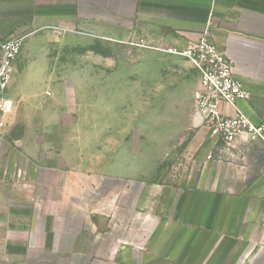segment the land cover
Masks as SVG:
<instances>
[{
    "label": "crops",
    "instance_id": "obj_1",
    "mask_svg": "<svg viewBox=\"0 0 264 264\" xmlns=\"http://www.w3.org/2000/svg\"><path fill=\"white\" fill-rule=\"evenodd\" d=\"M204 31L250 93L222 110L264 122V0H0V40H118L121 97L164 106L160 120H118L92 73L66 90L49 84L66 76L47 56L16 63L0 139V264H264V143L240 137L228 149L213 137L198 71L159 49ZM176 145L179 166L162 181L158 164Z\"/></svg>",
    "mask_w": 264,
    "mask_h": 264
},
{
    "label": "built area",
    "instance_id": "obj_2",
    "mask_svg": "<svg viewBox=\"0 0 264 264\" xmlns=\"http://www.w3.org/2000/svg\"><path fill=\"white\" fill-rule=\"evenodd\" d=\"M27 36L19 33L0 40V139L6 127L5 114L12 107V103L5 100V94ZM159 49L190 61L198 71L200 86L196 103L202 123L213 137L228 149L234 147L240 137L264 143V122L253 123L239 109L234 114L222 110L223 103L237 107V102L249 99L250 93L235 77L234 60L220 49L209 31H204L198 40L189 41L185 46Z\"/></svg>",
    "mask_w": 264,
    "mask_h": 264
},
{
    "label": "rangeland",
    "instance_id": "obj_3",
    "mask_svg": "<svg viewBox=\"0 0 264 264\" xmlns=\"http://www.w3.org/2000/svg\"><path fill=\"white\" fill-rule=\"evenodd\" d=\"M71 39H66L64 36H55L48 33H41L36 40L28 41L25 40L24 45L22 47L21 53L18 57L17 67L21 68L26 66L25 57L27 55L32 56H47L50 63L47 64V70L52 74H59L60 77H65L61 79L51 80L49 84H54L56 87L60 82L67 89L74 86L85 87L89 82L85 79L87 73H92L96 78L93 83L94 87L106 90V98L115 103L118 101V120H136L140 125L145 123L148 120H160L162 118V109L163 105L160 102L161 97L156 96L154 102V110H151L150 106L147 109V99L146 96H125L121 97L120 91L118 87H120L121 81H118V70H121V64L118 63L120 60V47H118V40H110L100 38L94 41L86 40L85 38H81L80 40H75L74 42L70 41ZM28 42H32L29 48V51H24L25 44ZM174 60H182L186 61V59L182 57H174ZM22 62V64H21ZM28 65V64H27ZM177 66V64H175ZM185 71V67H182ZM181 69L176 68L175 72L179 75ZM168 70V69H164ZM71 72H75L80 75L79 80L67 79V74L70 75ZM178 81V80H177ZM179 82V81H178ZM53 87V89H54ZM58 87V86H57ZM70 94L68 96L69 104L74 106L76 103L75 95H72V92H68ZM111 95V96H110ZM124 104H121V99ZM132 98L134 100V106L137 111H131ZM179 99V97H178ZM126 100V101H125ZM123 106V110L121 106ZM160 106V109L158 108ZM175 109V107L173 108ZM171 111V116L175 114V112ZM181 145L175 146V149L170 152V154H166L165 160L159 162L158 164V178L160 180H167L170 178L169 175H165L164 171L166 169L172 170L176 169L179 166V154L181 152Z\"/></svg>",
    "mask_w": 264,
    "mask_h": 264
}]
</instances>
